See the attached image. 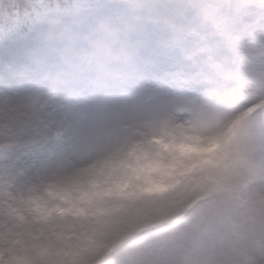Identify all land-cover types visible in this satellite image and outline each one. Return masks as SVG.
Instances as JSON below:
<instances>
[{"label":"rangeland","instance_id":"374dc122","mask_svg":"<svg viewBox=\"0 0 264 264\" xmlns=\"http://www.w3.org/2000/svg\"><path fill=\"white\" fill-rule=\"evenodd\" d=\"M38 10L0 26V264H264V0Z\"/></svg>","mask_w":264,"mask_h":264},{"label":"trees","instance_id":"16d2710c","mask_svg":"<svg viewBox=\"0 0 264 264\" xmlns=\"http://www.w3.org/2000/svg\"><path fill=\"white\" fill-rule=\"evenodd\" d=\"M67 3L69 0H0V26L1 30H5L12 26V18L16 12H19V18L22 20H32L34 14L41 9L43 5L55 4V3ZM43 14V13H42ZM18 15V14H17ZM208 196H202L201 200L191 207L188 212L178 219L172 226H164L162 228V237L170 242L171 249L179 246V243L187 236V227L190 226L192 220V213L195 211V207L204 200H207ZM194 210V211H193ZM166 264V261H165Z\"/></svg>","mask_w":264,"mask_h":264},{"label":"bare ground","instance_id":"6f19581e","mask_svg":"<svg viewBox=\"0 0 264 264\" xmlns=\"http://www.w3.org/2000/svg\"><path fill=\"white\" fill-rule=\"evenodd\" d=\"M129 11H130V13H131L132 15H134V16L136 15V11H135V10H134V11L129 10ZM213 142H214L213 140H212L211 142H209L208 144H209L210 146H207L206 149L204 148V150H205V151H209L210 148H211V145L213 144Z\"/></svg>","mask_w":264,"mask_h":264}]
</instances>
